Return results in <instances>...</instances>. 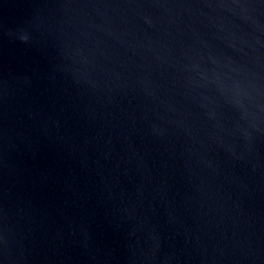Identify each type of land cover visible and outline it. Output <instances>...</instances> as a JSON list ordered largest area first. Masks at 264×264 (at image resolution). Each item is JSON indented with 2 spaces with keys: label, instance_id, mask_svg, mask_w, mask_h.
Segmentation results:
<instances>
[{
  "label": "water",
  "instance_id": "obj_1",
  "mask_svg": "<svg viewBox=\"0 0 264 264\" xmlns=\"http://www.w3.org/2000/svg\"><path fill=\"white\" fill-rule=\"evenodd\" d=\"M0 264H264V0H0Z\"/></svg>",
  "mask_w": 264,
  "mask_h": 264
}]
</instances>
